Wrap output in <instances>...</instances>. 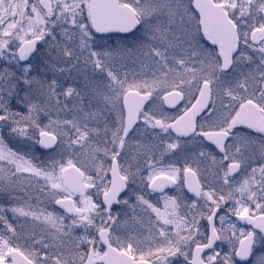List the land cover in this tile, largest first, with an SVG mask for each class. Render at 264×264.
I'll list each match as a JSON object with an SVG mask.
<instances>
[{
	"label": "snow or ice",
	"instance_id": "snow-or-ice-1",
	"mask_svg": "<svg viewBox=\"0 0 264 264\" xmlns=\"http://www.w3.org/2000/svg\"><path fill=\"white\" fill-rule=\"evenodd\" d=\"M0 264H264V0H0Z\"/></svg>",
	"mask_w": 264,
	"mask_h": 264
}]
</instances>
